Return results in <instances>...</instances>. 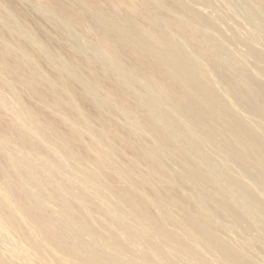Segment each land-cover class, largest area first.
Instances as JSON below:
<instances>
[{"label": "bare ground", "instance_id": "1", "mask_svg": "<svg viewBox=\"0 0 264 264\" xmlns=\"http://www.w3.org/2000/svg\"><path fill=\"white\" fill-rule=\"evenodd\" d=\"M10 1L0 264H264V0Z\"/></svg>", "mask_w": 264, "mask_h": 264}, {"label": "rangeland", "instance_id": "2", "mask_svg": "<svg viewBox=\"0 0 264 264\" xmlns=\"http://www.w3.org/2000/svg\"><path fill=\"white\" fill-rule=\"evenodd\" d=\"M2 1H3V4L6 5V6H8V7H10V5H12V3H11L10 0H2ZM185 1H188L189 2V0H185ZM224 11L225 12H228L229 11L230 13L228 12L229 13L228 14V13L223 12L222 15H224V13H225V16H223V20H221L222 19L221 18L220 20H218V22L220 21V24H223V23L224 24H227V23H229L228 25H230V23H231L233 25V23L231 22V20L229 18L232 12L230 10H228V11L224 10ZM24 21L27 24V26L34 32V34L36 36H38L41 39H44L43 36H46L48 38L47 42H48V46H49V48L51 50L65 52V50L60 49V47H59V42H60L59 35L58 34H55V32L52 30V27H50V25L48 23L43 22L36 15L34 16L30 12H28L27 16L24 18ZM225 21H228V22L225 23ZM234 26L237 27V28H239V30H242V31H239V32H241V33L244 32L243 31L244 28L242 26H239V27L236 26V25H234ZM240 27H242V28L240 29ZM236 47H237V45H236ZM238 48H240L239 45H238ZM87 109H89V108L87 107Z\"/></svg>", "mask_w": 264, "mask_h": 264}]
</instances>
